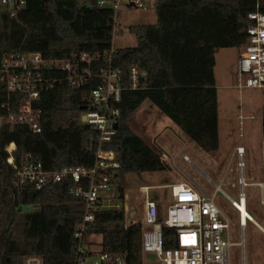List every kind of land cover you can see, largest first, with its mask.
<instances>
[{"label": "trees", "instance_id": "trees-1", "mask_svg": "<svg viewBox=\"0 0 264 264\" xmlns=\"http://www.w3.org/2000/svg\"><path fill=\"white\" fill-rule=\"evenodd\" d=\"M157 21L130 27L136 45L112 48L114 11L80 4L79 0H12L0 11V64L10 53L39 52L46 58L68 59L81 53L102 56L92 68L94 77L78 87L55 82L40 91L42 131L26 126L0 129V264H23L39 255L43 264H72L73 237L82 220L84 202L71 190L87 182L71 179L36 190L17 174L27 162H39L46 171L94 165L99 133L83 123L87 95L101 83L100 68L120 72L121 99L117 128L101 148L113 151L119 168L108 169L111 182L123 193V177L132 172L168 168L163 152L132 131L130 116L149 103L170 119L202 150L218 148V101L213 67L221 48L246 43L248 13H264V0H155ZM107 57H103V56ZM145 75L136 89L129 86V70ZM23 95L9 94L0 83V116L17 114ZM15 144L8 162L6 147ZM264 167V105L262 108ZM17 167V168H15ZM123 198V196H122ZM140 221L125 224L123 207L100 208L86 230L93 248L127 264H142ZM164 247H174V230L163 226Z\"/></svg>", "mask_w": 264, "mask_h": 264}, {"label": "built area", "instance_id": "built-area-1", "mask_svg": "<svg viewBox=\"0 0 264 264\" xmlns=\"http://www.w3.org/2000/svg\"><path fill=\"white\" fill-rule=\"evenodd\" d=\"M123 1L145 9L142 0H95L94 5L111 8L115 19L119 4ZM11 4L12 0H0V11ZM247 18L250 25L246 28V43L241 47L237 59V86L264 89V13L256 10L248 13ZM101 58L100 54L86 52L68 59L46 58L39 52L6 55L0 64V83L9 94L23 96L17 114L0 116V129H13L21 125L34 133L41 132V109L36 106L40 91L55 82L64 81L76 87L86 84L94 77L92 68ZM144 75L136 66H132L129 70L130 88H138ZM98 76L101 83L88 93L85 110L80 115L81 121L82 116L85 118L83 123L99 133L94 165L90 168L76 166L46 171L39 162H27L21 168H15L20 178L33 184L36 190L64 179H71L76 183L87 182V188L78 185L70 191L84 202L82 220L73 233L76 248L72 264H127L123 256L113 258L101 252L100 248H93L86 236V230L94 222L95 211L107 208L104 201L111 200L108 193L112 182L107 170L119 168L116 154L103 150L101 144L109 142L116 131L114 124L117 123L120 112L115 105L120 101L123 89L120 72L109 66L100 68ZM14 149L13 142L5 149L11 164ZM235 152L239 159V170L243 166L244 149L237 146ZM256 185L261 191L264 190V182ZM152 188L154 186L142 188L145 197L141 220L142 254L154 253L156 260L153 264H230L229 247L233 243L229 241L228 219L214 204L213 197L185 182L167 185L171 198L164 217H161L158 202L147 194ZM242 198L243 193H240L239 202ZM232 204L234 206L235 202ZM239 225H245L240 216ZM163 226L174 230V247H164ZM23 264H43V260L39 255H28L24 257ZM241 264H246L243 253Z\"/></svg>", "mask_w": 264, "mask_h": 264}, {"label": "rangeland", "instance_id": "rangeland-1", "mask_svg": "<svg viewBox=\"0 0 264 264\" xmlns=\"http://www.w3.org/2000/svg\"><path fill=\"white\" fill-rule=\"evenodd\" d=\"M89 4V0H79ZM145 9L119 4L114 19L112 48L120 49L136 45L135 34L130 27L138 24H154L157 21L155 0H142ZM241 48H221L215 53L213 73L218 101V148L209 153L202 150L165 115L149 103L139 107L129 119V125L136 134L149 144L162 150V159L168 168L154 172H132L123 177V198L119 186L112 183L104 201L107 208L123 207L125 224L138 222L143 218L145 203L142 188L148 196L155 198L160 216L170 202V191L166 183L182 181L204 194L213 197L214 204L228 219L230 264H241L242 240L246 264H264V233L251 220L246 219L244 237L239 225V211L232 200L239 202L240 191L246 199V212L264 227V207L260 203L256 183L264 182L262 147V108L264 89L237 86V59ZM242 146L243 166L237 169L239 161L235 152ZM230 163L229 170L227 164ZM243 181V182H241ZM97 248V247H96ZM95 248V249H96ZM154 253H143L142 264H153Z\"/></svg>", "mask_w": 264, "mask_h": 264}, {"label": "crops", "instance_id": "crops-1", "mask_svg": "<svg viewBox=\"0 0 264 264\" xmlns=\"http://www.w3.org/2000/svg\"><path fill=\"white\" fill-rule=\"evenodd\" d=\"M90 1L91 0H89V3H90ZM230 163L231 162H228V164H227V169L229 170V165H230ZM178 182H182V181H178ZM173 183H176V182H173V181H170V182H168V183H166V186L167 185H170V184H173ZM192 186V185H191ZM240 193H243L242 191H240ZM259 196H260V203H261V205L264 207V190L263 191H261V189H259ZM152 200H155V201H157L155 198H151ZM243 199H244V203H245V207H246V205H247V203H246V199L244 198V196H243ZM234 200H232V202H233ZM235 202V201H234ZM159 207V206H158ZM158 209H160V208H158ZM160 211V210H159ZM249 215V214H248ZM249 217L250 218H248V220H251L253 223H254V225L257 227V228H259L263 233H264V227L257 221V220H255V219H253L250 215H249ZM245 221H246V219H245ZM245 226V225H244ZM244 226L243 227H241L240 226V228H241V235H242V237H244ZM241 245H242V250H243V255H244V259H245V253H244V242H243V240H242V243H241ZM246 262V261H245Z\"/></svg>", "mask_w": 264, "mask_h": 264}, {"label": "bare ground", "instance_id": "bare-ground-1", "mask_svg": "<svg viewBox=\"0 0 264 264\" xmlns=\"http://www.w3.org/2000/svg\"><path fill=\"white\" fill-rule=\"evenodd\" d=\"M234 206L239 211L241 219L245 221V219H247L249 217V215L245 209L244 199L242 198V200L240 202H235Z\"/></svg>", "mask_w": 264, "mask_h": 264}, {"label": "water", "instance_id": "water-1", "mask_svg": "<svg viewBox=\"0 0 264 264\" xmlns=\"http://www.w3.org/2000/svg\"><path fill=\"white\" fill-rule=\"evenodd\" d=\"M95 4V0H91L90 1V5H94ZM130 6H133L132 4H129ZM84 116H82V121H84ZM117 126H118V124L117 123H115L114 124V128H117ZM119 191H120V197H122L123 196V193H122V189L121 188H119ZM157 264H160V263H157Z\"/></svg>", "mask_w": 264, "mask_h": 264}]
</instances>
